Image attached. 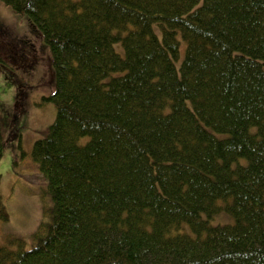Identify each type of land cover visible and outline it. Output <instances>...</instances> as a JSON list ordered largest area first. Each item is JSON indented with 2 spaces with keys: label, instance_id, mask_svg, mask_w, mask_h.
I'll return each mask as SVG.
<instances>
[{
  "label": "trees",
  "instance_id": "16d2710c",
  "mask_svg": "<svg viewBox=\"0 0 264 264\" xmlns=\"http://www.w3.org/2000/svg\"><path fill=\"white\" fill-rule=\"evenodd\" d=\"M1 1L50 49L56 117L52 224L0 264H264V0Z\"/></svg>",
  "mask_w": 264,
  "mask_h": 264
},
{
  "label": "rangeland",
  "instance_id": "374dc122",
  "mask_svg": "<svg viewBox=\"0 0 264 264\" xmlns=\"http://www.w3.org/2000/svg\"><path fill=\"white\" fill-rule=\"evenodd\" d=\"M12 45L20 58L8 51ZM115 47L124 54L120 43ZM184 49L183 42L182 56ZM50 59L48 45L29 18L0 0V243L18 239L26 250L52 224V198L32 157L34 143L46 136L56 117L55 104L47 100L54 90ZM176 64L179 67L181 59ZM210 222L231 224L234 218L223 212ZM9 247L19 249L16 244Z\"/></svg>",
  "mask_w": 264,
  "mask_h": 264
},
{
  "label": "flooded vegetation",
  "instance_id": "af4514ba",
  "mask_svg": "<svg viewBox=\"0 0 264 264\" xmlns=\"http://www.w3.org/2000/svg\"><path fill=\"white\" fill-rule=\"evenodd\" d=\"M12 47V46H11ZM8 49V51H10L12 54H13V51L15 52V53H18L17 51H15L14 50V48H7ZM13 49V50H12ZM14 55V54H13Z\"/></svg>",
  "mask_w": 264,
  "mask_h": 264
}]
</instances>
